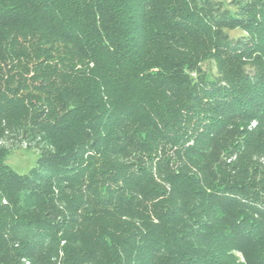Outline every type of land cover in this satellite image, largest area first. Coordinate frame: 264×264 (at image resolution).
Here are the masks:
<instances>
[{
	"label": "trees",
	"instance_id": "trees-1",
	"mask_svg": "<svg viewBox=\"0 0 264 264\" xmlns=\"http://www.w3.org/2000/svg\"><path fill=\"white\" fill-rule=\"evenodd\" d=\"M260 157L264 0H0V264H264Z\"/></svg>",
	"mask_w": 264,
	"mask_h": 264
},
{
	"label": "rangeland",
	"instance_id": "rangeland-1",
	"mask_svg": "<svg viewBox=\"0 0 264 264\" xmlns=\"http://www.w3.org/2000/svg\"><path fill=\"white\" fill-rule=\"evenodd\" d=\"M225 2L229 0H223ZM234 34H239L238 32ZM261 157L259 158V160ZM37 154L34 150H18L6 158V163L18 174H26L36 163Z\"/></svg>",
	"mask_w": 264,
	"mask_h": 264
},
{
	"label": "built area",
	"instance_id": "built-area-1",
	"mask_svg": "<svg viewBox=\"0 0 264 264\" xmlns=\"http://www.w3.org/2000/svg\"><path fill=\"white\" fill-rule=\"evenodd\" d=\"M252 126H254V123H252ZM25 148V146H23ZM260 161L264 164V157H261Z\"/></svg>",
	"mask_w": 264,
	"mask_h": 264
}]
</instances>
